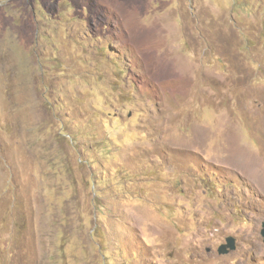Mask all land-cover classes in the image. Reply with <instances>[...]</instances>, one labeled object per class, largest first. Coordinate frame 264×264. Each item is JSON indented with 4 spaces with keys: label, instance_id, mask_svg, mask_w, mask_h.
<instances>
[{
    "label": "rangeland",
    "instance_id": "374dc122",
    "mask_svg": "<svg viewBox=\"0 0 264 264\" xmlns=\"http://www.w3.org/2000/svg\"><path fill=\"white\" fill-rule=\"evenodd\" d=\"M262 221L264 0H0V264H264Z\"/></svg>",
    "mask_w": 264,
    "mask_h": 264
},
{
    "label": "water",
    "instance_id": "95a60500",
    "mask_svg": "<svg viewBox=\"0 0 264 264\" xmlns=\"http://www.w3.org/2000/svg\"><path fill=\"white\" fill-rule=\"evenodd\" d=\"M260 235L264 242V221L261 222ZM235 248V238L231 235L226 236L225 241L218 246L219 253H227Z\"/></svg>",
    "mask_w": 264,
    "mask_h": 264
},
{
    "label": "trees",
    "instance_id": "16d2710c",
    "mask_svg": "<svg viewBox=\"0 0 264 264\" xmlns=\"http://www.w3.org/2000/svg\"><path fill=\"white\" fill-rule=\"evenodd\" d=\"M216 58V57H215ZM216 59H218V58H216ZM219 62L221 63V65H222V67H225L224 66V63L221 61V60H219ZM199 180H203L205 183H206V185L208 186V184H207V179L205 178V177H203V176H199ZM208 188H210V187H208Z\"/></svg>",
    "mask_w": 264,
    "mask_h": 264
}]
</instances>
